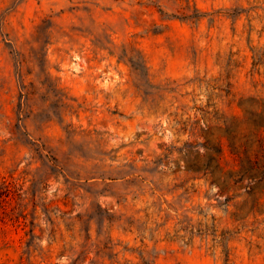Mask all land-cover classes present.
<instances>
[{
    "label": "rangeland",
    "instance_id": "rangeland-1",
    "mask_svg": "<svg viewBox=\"0 0 264 264\" xmlns=\"http://www.w3.org/2000/svg\"><path fill=\"white\" fill-rule=\"evenodd\" d=\"M0 264H264V0H0Z\"/></svg>",
    "mask_w": 264,
    "mask_h": 264
},
{
    "label": "trees",
    "instance_id": "trees-1",
    "mask_svg": "<svg viewBox=\"0 0 264 264\" xmlns=\"http://www.w3.org/2000/svg\"><path fill=\"white\" fill-rule=\"evenodd\" d=\"M217 152L220 154L221 153V149L220 148H218L217 149ZM248 161V163H250V166L248 167V168H245L244 170H245V173H247V171H251L252 170V168H253V166H251V164H252V162L248 159L247 160ZM248 173H250V172H248ZM247 173V174H248ZM251 175V174H250Z\"/></svg>",
    "mask_w": 264,
    "mask_h": 264
}]
</instances>
